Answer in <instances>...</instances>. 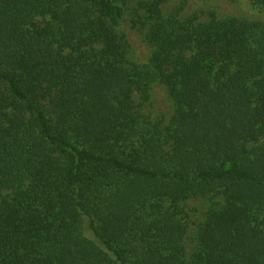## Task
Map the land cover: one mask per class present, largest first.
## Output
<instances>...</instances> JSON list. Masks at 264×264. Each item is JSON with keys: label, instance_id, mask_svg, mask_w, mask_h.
Returning <instances> with one entry per match:
<instances>
[{"label": "trees", "instance_id": "16d2710c", "mask_svg": "<svg viewBox=\"0 0 264 264\" xmlns=\"http://www.w3.org/2000/svg\"><path fill=\"white\" fill-rule=\"evenodd\" d=\"M127 3L0 0V264H264V22L143 0L145 71ZM152 81L168 125L142 112ZM209 196L188 257L182 204Z\"/></svg>", "mask_w": 264, "mask_h": 264}, {"label": "rangeland", "instance_id": "374dc122", "mask_svg": "<svg viewBox=\"0 0 264 264\" xmlns=\"http://www.w3.org/2000/svg\"><path fill=\"white\" fill-rule=\"evenodd\" d=\"M127 1L126 11L116 29L125 42L129 65L147 71L151 68L154 47L147 40L143 9L139 6L143 0ZM160 7L164 15L175 14L180 20L207 22L211 19L236 18L264 22V5L258 0H163ZM36 22L45 25L49 20L38 18ZM144 95V98H140L144 115L162 125H168L173 116V105L164 84L152 81ZM221 202V198L209 196L189 198L182 204L188 222L185 236L188 257L197 249L196 232L206 219L208 209Z\"/></svg>", "mask_w": 264, "mask_h": 264}]
</instances>
